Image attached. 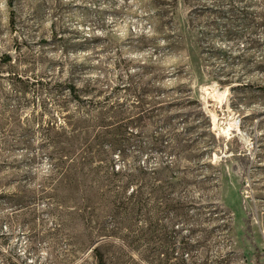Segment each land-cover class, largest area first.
Listing matches in <instances>:
<instances>
[{
	"label": "rangeland",
	"instance_id": "374dc122",
	"mask_svg": "<svg viewBox=\"0 0 264 264\" xmlns=\"http://www.w3.org/2000/svg\"><path fill=\"white\" fill-rule=\"evenodd\" d=\"M99 253L264 264V0H0V264Z\"/></svg>",
	"mask_w": 264,
	"mask_h": 264
},
{
	"label": "trees",
	"instance_id": "16d2710c",
	"mask_svg": "<svg viewBox=\"0 0 264 264\" xmlns=\"http://www.w3.org/2000/svg\"><path fill=\"white\" fill-rule=\"evenodd\" d=\"M72 89L73 91L75 90L74 87H72ZM97 258H98V264H107L104 256L101 253L98 254Z\"/></svg>",
	"mask_w": 264,
	"mask_h": 264
}]
</instances>
